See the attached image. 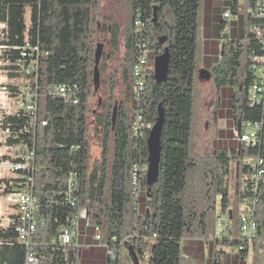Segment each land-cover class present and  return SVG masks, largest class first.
I'll return each mask as SVG.
<instances>
[{
	"label": "trees",
	"instance_id": "trees-1",
	"mask_svg": "<svg viewBox=\"0 0 264 264\" xmlns=\"http://www.w3.org/2000/svg\"><path fill=\"white\" fill-rule=\"evenodd\" d=\"M214 1L218 0H209L207 4L213 11V29L203 41V51L208 54L203 64L211 73L219 103L229 104L228 116L234 132L227 130L226 134H233L234 141L226 140L213 157L196 158L190 153L203 0H130L125 57L110 73L107 105L96 120L102 133V156L99 163L90 166L88 100L92 89L101 84L103 69L98 65L96 86V50L89 36L99 1L0 0V60L8 77H23L32 83L31 99L36 105L33 126L23 111L5 115L0 122V129L8 134L4 139L6 147L20 145V150L33 151L28 169H16L14 178L0 180L2 192L20 190L22 182L31 179L36 199V225L30 246L18 240L13 224L0 226V264H24L30 251L37 257L36 264H78L79 257L81 263H87L94 252L100 253L93 256L95 259H105L104 264H132L130 248L140 264H192L181 255L183 239H203L210 244L212 264H225L221 246H234L237 263L243 264L245 252L238 250L242 244L238 239V208L246 196H250L248 204L253 207L257 224L251 264L262 263L264 64L252 62V57L264 59V3L220 0L225 6L220 13V6ZM231 14L238 15L242 32L234 30L233 25L227 27ZM256 29L260 30V37L255 34ZM119 36L120 28L113 24V53L118 49ZM164 48L168 51V71L166 79L157 83L152 60ZM148 49L152 58L149 66L141 67L144 78L140 77L142 88L137 94L132 92L136 80L134 67ZM22 52H27V56L22 57ZM101 57L106 56L101 52ZM30 60L36 61V65L27 74L23 69ZM117 72L123 91L113 114L111 97ZM253 85L260 88L254 99L250 95ZM4 86L16 93L21 85L16 82ZM59 88H64L63 96L49 94ZM224 92L225 100L221 99ZM158 106L163 111L160 161L157 179L147 184L146 139L156 121ZM238 122L240 127L245 123L260 124L255 145L236 143ZM24 127L26 130H22ZM247 157H258L262 163L246 164ZM10 159L8 156L4 161ZM18 160L19 157L14 162ZM257 168L263 173L256 186L252 181H242V187V177ZM217 208L221 213L216 215ZM81 209L86 211V228L77 217ZM224 213L231 222V233L217 239L215 219L225 216ZM73 221L77 223L76 231L70 243L63 244L59 237L73 227ZM78 227L90 249L95 247L90 254H83ZM90 231L93 239L87 236ZM107 251H112V255L107 256Z\"/></svg>",
	"mask_w": 264,
	"mask_h": 264
},
{
	"label": "rangeland",
	"instance_id": "rangeland-1",
	"mask_svg": "<svg viewBox=\"0 0 264 264\" xmlns=\"http://www.w3.org/2000/svg\"><path fill=\"white\" fill-rule=\"evenodd\" d=\"M99 6L94 12V20L90 26V36L89 40L91 41L92 47L94 50L97 49V46L100 45V53L102 52L105 55V59L102 57L99 60L98 65L102 67V73L100 75L101 84L97 89H92L91 96L88 100L89 113H88V122H89V132H88V142L90 148L89 155V165L91 166L94 163H99L102 156V146H101V130L97 125V116L100 113H103L104 106L107 105V99L109 95V77L110 73L115 70L118 63L125 57V38H126V29L130 24V0H98ZM209 0H203L200 16H199V36H198V64L195 70V80H196V88L194 95V109H193V121H192V132H191V140H190V153L196 158H203L207 156H215L219 147L223 146L226 140L234 141L233 134L227 135L226 132H234L233 124L230 120V116H228L229 104L222 105L219 103V95L217 93L216 87L214 86L212 76L208 78H202L201 71L206 70L204 67V57L208 54L206 51H203V41L205 39V35L211 33L213 29V21L212 14L213 11L208 7ZM214 4H219L220 13L224 5H221V1H214ZM208 8V9H207ZM238 15L231 14V17L227 21V27L233 25V29L237 31L243 30L240 22L237 21ZM230 21H233V24H230ZM113 24H117L120 28V36H119V46L116 53L110 47V37H111V26ZM138 26V24H135ZM0 25V29H1ZM227 34L230 35V30L227 31ZM149 51V52H148ZM2 52V51H1ZM0 52V56H1ZM148 61L146 60L145 65L149 66L152 58V52L150 49L145 50ZM210 52V51H207ZM211 54V53H210ZM153 61V60H152ZM4 63L0 60V88L4 84H16L24 83L25 81L22 78L18 77H8V70L4 68ZM118 71V70H117ZM209 71V70H208ZM119 72V71H118ZM116 73L117 83L114 85L113 93H112V106L113 101L116 100V104L118 100L121 98V94L123 91V86L121 83V77L119 73ZM210 72V71H209ZM7 90H0V114L1 111L11 110L14 103V99L12 98L13 93ZM134 88L132 89V92ZM227 99L225 92L222 94L221 99ZM115 104V105H116ZM129 109V107H128ZM127 109V112H128ZM116 118V117H115ZM241 126V125H240ZM227 132V133H228ZM236 132V130H235ZM235 138L238 139L235 135ZM110 142V141H109ZM239 142V141H237ZM9 150L5 146L2 141V137L0 134V180L3 178H14L16 173L10 167V162L13 160L12 158L8 161H4L5 157L9 156ZM111 154V151L108 152V158ZM194 182V181H193ZM200 184L201 181L199 180ZM231 183V182H230ZM230 190L233 195V185L230 184ZM202 190L199 189V193ZM139 195V203L138 207L141 205V193ZM11 198V199H10ZM241 203V201H240ZM240 205V204H239ZM16 204L13 202L11 195L3 194L2 187L0 186V226H7L10 222V216L16 212ZM83 209L78 211V218H82L86 213ZM221 213L220 209H216V215ZM238 213H240V207L238 208ZM225 217L227 213H224ZM229 219V218H228ZM216 230V229H215ZM231 231V229H230ZM229 231V232H230ZM191 239H183L181 242L180 250L182 257L191 261L192 264H206L208 258V248L206 245H203L202 249L199 251L193 252L190 250L192 246ZM252 244V242H251ZM187 250H186V249ZM216 249H219L220 246L215 245ZM221 248L225 252L226 261L229 262L233 256L236 259L237 248L234 246H221ZM190 250V251H189ZM192 252L190 254H187ZM79 257L78 264H99V262L91 256L87 263H81ZM251 258L249 264H251ZM105 259L100 260V264H104ZM235 262V261H234ZM125 264H129L128 261H125ZM142 264V263H141ZM145 264V262L143 263ZM226 264V263H225ZM236 264L237 259H236ZM261 264H264V260Z\"/></svg>",
	"mask_w": 264,
	"mask_h": 264
},
{
	"label": "built area",
	"instance_id": "built-area-1",
	"mask_svg": "<svg viewBox=\"0 0 264 264\" xmlns=\"http://www.w3.org/2000/svg\"><path fill=\"white\" fill-rule=\"evenodd\" d=\"M264 3V0H261ZM259 4V3H258ZM257 4V5H258ZM224 17L228 18V13L224 11ZM256 29V35L257 37L261 36L260 30L257 31ZM31 50L36 49V47H31ZM22 57L27 56V52L21 53ZM259 61L261 64H264V59H258L257 57H252V62ZM21 62V60H20ZM146 63V52L143 53V56L141 57L139 64L134 67V74L136 76V80L134 82V92L138 94L140 89L142 88V79L140 77L143 76L142 66H144ZM36 61L30 60V63L28 62V65L25 66L23 71L27 74L35 69ZM22 80H24V83H19L21 86H19L17 89L19 91L9 90L4 85L1 86L0 90H7L11 93H13L14 96L12 98L14 99V103L11 110H4L1 111L0 114V122L2 121L3 117L5 115H9L12 113H18V112H24L27 114L29 119V123L31 126H33L36 123L35 120V109L36 105L34 100H32V91L33 86L32 83L26 79L21 77ZM6 91V92H7ZM256 91H260V88L257 85H253L252 89L250 91L251 98L256 97ZM65 92L64 88H59L57 90L51 91L49 94L55 95L60 94L63 96V93ZM8 93V92H7ZM1 109V108H0ZM41 125H45L44 121H41ZM260 128V124L258 122H252V123H245L242 127H240V132H235L234 135L238 138V141L240 143H244L245 146H253L256 143L257 139V133ZM22 130H26L25 127ZM20 130V132L22 131ZM0 134L2 137V141L4 142L5 137L8 136L7 131H2L0 129ZM9 150V157H11L13 160L9 163L10 167L13 171L16 169H28L30 167L31 158L33 156V151H25V149L20 150V145L17 146H8ZM22 153V154H20ZM19 157L20 160L17 162H14V159ZM8 161V160H7ZM261 164V160L256 158H245L246 164ZM263 170L262 169H255L253 172L249 174H245L241 179L242 187L245 186L242 181H245L247 183L248 181H252L253 187L256 186V181L259 179V177L262 175ZM22 187L20 190L8 193V196L11 195L13 202L16 204V212L14 213V217L10 219L9 224H13L15 226V231L18 235V240L22 243H24L27 247L31 244L32 235L35 231V212H36V199L33 195V188H32V180L27 179L26 181L22 182ZM11 199V198H10ZM250 199V196H246L241 201L239 207H240V213H239V237L238 239L242 242V244L238 247V250H241L245 252V255L243 256V264H249L250 258H251V242L252 238L256 234L257 231V224L253 217V207L248 204V200ZM13 215V214H12ZM73 227H69L63 231V233L60 235L59 239L61 243L63 244H69L71 241V237L74 235L76 229L74 228L75 225L77 226V223L75 221L71 224ZM215 238L222 239L224 236H229L231 233V222L230 220L225 217L224 215H219L215 219ZM230 231V232H229ZM96 238H98V235H96ZM112 255V251H107V256ZM37 263V257L33 252H27L26 259L24 264H36Z\"/></svg>",
	"mask_w": 264,
	"mask_h": 264
},
{
	"label": "water",
	"instance_id": "water-1",
	"mask_svg": "<svg viewBox=\"0 0 264 264\" xmlns=\"http://www.w3.org/2000/svg\"><path fill=\"white\" fill-rule=\"evenodd\" d=\"M100 45L97 46V49L94 53L95 60L93 66V82L96 86L99 85V69L98 63L100 60ZM168 51L167 48H164L162 53L156 55L153 59V77L154 80L159 83L166 79L168 71ZM202 78H208L210 72L208 70L201 71ZM158 115L155 123L149 130V134L146 139V149H147V166H146V180L147 184H152L158 175V167L160 161V134L163 123V111L160 106H158ZM237 132H240V122H238ZM130 256L132 258V264H140L137 256L129 249Z\"/></svg>",
	"mask_w": 264,
	"mask_h": 264
},
{
	"label": "crops",
	"instance_id": "crops-1",
	"mask_svg": "<svg viewBox=\"0 0 264 264\" xmlns=\"http://www.w3.org/2000/svg\"><path fill=\"white\" fill-rule=\"evenodd\" d=\"M236 143H237V141H236ZM86 215V214H85ZM85 215L82 217V218H79V223H80V221L82 220L83 222L82 223H84V220H83V218H85ZM80 225V224H79ZM80 227V226H79ZM78 227V228H79ZM82 227H88V225L87 224H82ZM91 232V233H90ZM90 232H87V236H91V238H92V231H90ZM78 237L80 238L81 237V239H78L79 240V242H81V245H80V247L85 251V253H83V254H86V253H88V254H90L89 253V251L91 252V250H94L95 249V247H92V249H90L91 247H89V243H88V241H86V240H84L83 239V234H82V231H81V229L79 228V230H78ZM83 235V236H82ZM93 239V238H92ZM192 240V242H191V244H189L190 246H192V248L190 249V250H193V252H195V251H199V250H201L202 249V247H203V245H206L207 246V248H208V258H207V261H206V264H212L211 263V260H210V254H209V249H210V244H208L205 240H203V239H191ZM86 242V243H85ZM88 243V244H87ZM186 249V248H185ZM187 250V249H186ZM189 250V251H190ZM188 251V253L187 254H190V253H192V252H189ZM98 254V255H97ZM102 255V254H101ZM92 256H95V258H96V256H100V253H98V252H94L93 253V255ZM101 258H102V256H101ZM101 258L100 259H98V257H97V261L99 262V264H100V260H101ZM235 261V258H234V256H233V258L229 261V262H227L226 261V264H233V262Z\"/></svg>",
	"mask_w": 264,
	"mask_h": 264
},
{
	"label": "flooded vegetation",
	"instance_id": "flooded-vegetation-1",
	"mask_svg": "<svg viewBox=\"0 0 264 264\" xmlns=\"http://www.w3.org/2000/svg\"><path fill=\"white\" fill-rule=\"evenodd\" d=\"M115 104H116V102H115L114 105H113V114H115L116 109H117V106H118L117 104H116V105H115Z\"/></svg>",
	"mask_w": 264,
	"mask_h": 264
}]
</instances>
